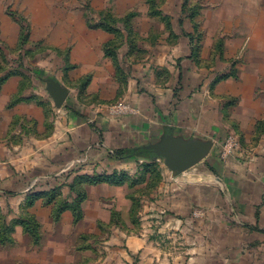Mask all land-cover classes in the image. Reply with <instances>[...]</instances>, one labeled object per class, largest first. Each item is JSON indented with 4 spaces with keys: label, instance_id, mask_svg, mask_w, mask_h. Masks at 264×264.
<instances>
[{
    "label": "rangeland",
    "instance_id": "1",
    "mask_svg": "<svg viewBox=\"0 0 264 264\" xmlns=\"http://www.w3.org/2000/svg\"><path fill=\"white\" fill-rule=\"evenodd\" d=\"M87 1H0V13L13 12L12 20L0 16V264H197L192 252L203 245L224 247L226 264H264L257 208L264 201V0L101 2L120 28L112 40L123 61L119 98L129 83L124 59L132 58L137 91L146 92L149 106L140 110L122 98L107 112L156 126L172 123L168 111L185 108L214 149L184 173L162 158L109 160L101 146L110 139L103 109L96 95L81 93L85 78L71 77L72 50L48 43L49 27L33 32L30 16L18 13L36 7L71 25L72 12L95 9ZM62 73L72 88L65 106L75 114L52 111L44 79ZM14 79L17 91L9 94ZM117 105L129 111L113 112ZM134 109L139 113L131 115ZM198 110L207 113L203 120H196ZM73 116L80 123L71 135L64 125ZM217 160L239 185L219 182L216 167L208 170ZM212 207L235 218L231 234L214 233V244L205 235L210 224L200 222L215 214Z\"/></svg>",
    "mask_w": 264,
    "mask_h": 264
},
{
    "label": "crops",
    "instance_id": "2",
    "mask_svg": "<svg viewBox=\"0 0 264 264\" xmlns=\"http://www.w3.org/2000/svg\"><path fill=\"white\" fill-rule=\"evenodd\" d=\"M0 1H3V0H0ZM102 1L104 0L87 1L89 2L91 6L95 8L94 10L89 9L88 12L76 10L72 12L71 14L72 20L70 19L71 25L65 24V19L61 20L59 18H56L54 20H51L49 19V15L47 14L40 15L39 9L36 7L34 9L24 10L25 13L23 9H21L18 11V13L20 12V13H23L24 15L27 14L28 16H30L31 28L33 32L41 31L43 27H49V32L51 34L48 37H46L48 43H51V45L56 46L58 48H70L72 50L71 61L74 64L73 66L74 70L71 72L73 73L71 77L77 78V79L85 78L81 93L83 95H87V93H92L96 95L100 103L99 108L103 109L101 111H103L104 115L102 114L99 117L103 120L102 123L104 126L105 135H107L110 138V139H105V141L101 143V146H103V148H105L106 150L104 152L105 155H108L109 160L115 159V161L116 160L119 161L120 159L115 156L116 150L127 149V148L128 149L129 148L131 149L141 148L145 145L158 142L164 135L169 134V133L170 134L172 133L175 136L183 137L184 139L203 140L202 139L203 134L201 132L204 130V127L202 126V123L198 125L195 124L194 121L191 120L190 114L183 107L177 110L176 112L168 111L167 116L173 120L172 123L166 124V122L163 120L161 123L157 124L156 126H153L152 123H147L144 121H142V123H139V122L124 123V122H121L120 119L116 118L115 116L109 115L111 113L107 112L106 106L109 107L112 103H115L117 102L118 99H120L119 96L121 94V83L119 82V79H118L119 70H120L119 65H120V62L122 63L123 61L119 54H117L116 60L114 59V57L106 56L105 47L107 44L112 42L114 34L96 25L102 17L101 13L104 11L103 10L104 8L101 9L100 7ZM105 5H107V2L105 3ZM2 9H3V12L0 13V16L5 17L6 19L8 17V19L10 20L11 19L10 14L13 13L9 11L11 9L7 7L2 8ZM16 12L17 11L15 10L14 17H15ZM12 26H13L14 32H20V28H19L20 26L16 21L12 22ZM64 32L70 33L72 35H68V37H65L63 35ZM55 34H58V35L55 36ZM124 60L129 62L130 64L129 71L126 74V76L128 77L129 83L127 84L128 87L125 92V96L121 97V99L123 98L125 99L124 101L126 100L129 101L131 104H133L134 108L143 110L145 101L147 99V94H145L146 92L137 91L138 78L136 75V71L134 70L133 72V69H132L133 66L136 65V62H134L132 58H126ZM178 69H181L179 64H178ZM149 72L150 73L153 72L151 68ZM63 75L64 74L62 73V78L58 76L50 77V78H54L55 80L65 85L69 89V96H70L72 88L69 86L68 83L64 82ZM42 76L43 75L39 74V78H43ZM45 80L46 79H44V81ZM13 81H17V80L14 79ZM12 85H14V88L8 90L9 94H13L17 91L18 81L13 83ZM7 89L8 88H5V91ZM69 96L61 108H57L55 104H52L54 105L52 108L53 109L52 111H58V109H62L63 114H66V112L74 113L71 107H69L68 105L65 106V103L69 99ZM173 96H175V94H173ZM145 108H149V106L145 104ZM131 111L133 113L131 115H134V114L136 115L137 113H139V111L135 109ZM206 115H207L206 112L198 110L196 111V115H195L196 120H203L204 116ZM79 117L77 118L73 116L72 117L73 120H71L70 123L67 122V125L66 124L64 125V128L66 129V131L67 132L70 131V134L75 129V127L79 126L80 122L76 123L75 125L73 124V121H77V120L79 121L80 119ZM181 119H184L185 121L183 122V120ZM82 123H85V121ZM154 138H157V141H154ZM139 142H142V143L145 142V144L142 146H139L137 145ZM80 144L84 146L83 148H86V146L88 145V142L82 141L80 142ZM131 144H134V146H132ZM213 149H214V142H213ZM213 149L211 153L213 152ZM224 163L226 164V162H221L217 160L215 166H214V163L213 165L209 164L208 170L212 169L213 167H216L215 169L217 170V172L214 168L213 169L216 172L215 173L216 179L219 182L223 180V182H225L226 184H231V185H236V186L239 185L241 181H238V180L240 179L236 177L232 178L231 170H228L227 167L224 166ZM190 171L192 170H188L186 172H190ZM218 177L220 178V180ZM232 179L234 180V182H232ZM261 192H263V190H261ZM259 195H260V192H259ZM212 208H213L212 210L215 211V214L211 215L209 220L207 221L201 220L200 222L201 224H204V223L210 224L211 231L205 230L206 231L205 235L209 234L210 240L213 239L212 241L214 244L215 242L214 233L219 232V236L221 238H224L229 233L231 234L232 229H233L231 227V222H233L235 218L234 217L230 218L232 212H227L226 214H223L221 207H212ZM257 208L260 212V216H259L260 222L264 223V201L260 200L257 203ZM238 213L240 214V212ZM240 217H242L241 214L239 218ZM239 218L238 220H240ZM259 232L262 233L264 232V230L260 229ZM138 241L143 243L141 245L146 244L147 247L152 246L151 244L149 245V243L146 240L145 241L138 240ZM204 246L205 245L199 247L198 249H194L192 252V253H196L195 256L196 255L199 256V257H196L197 264H200L201 262L200 260H203V257H209V256L219 257V259L216 261L215 264H226V260L223 259L224 258L223 256L226 255L225 254L226 249L224 247L220 248V247H214L210 245V249L208 250ZM146 251L147 253H150V251L148 250ZM151 253L154 254L155 252H151ZM167 261L168 263L173 264L171 259H167Z\"/></svg>",
    "mask_w": 264,
    "mask_h": 264
},
{
    "label": "water",
    "instance_id": "3",
    "mask_svg": "<svg viewBox=\"0 0 264 264\" xmlns=\"http://www.w3.org/2000/svg\"><path fill=\"white\" fill-rule=\"evenodd\" d=\"M46 90L55 106L61 108L69 96V89L55 80H45ZM153 151L165 161L166 166L174 173H184L205 160L213 149L210 140L184 139L174 134L164 135L158 142L142 147Z\"/></svg>",
    "mask_w": 264,
    "mask_h": 264
},
{
    "label": "trees",
    "instance_id": "4",
    "mask_svg": "<svg viewBox=\"0 0 264 264\" xmlns=\"http://www.w3.org/2000/svg\"><path fill=\"white\" fill-rule=\"evenodd\" d=\"M111 14H112L111 12L102 13V17L96 25L98 27H101V28L105 29L106 31L111 32L115 35V34H118L120 32V28H118L115 25L116 24V20L114 19L115 17L113 16V14L112 15ZM129 17H130V15L128 16V18ZM105 53H106V56L114 57V59L116 60L117 48H116L115 42H111V43L106 45ZM72 68H73V66H72ZM115 156L121 160L122 159H128L130 157H135V156L136 157L144 156L150 160H152L154 158H160L153 151L143 149L142 147L141 148H132V149L131 148L119 149V150H116Z\"/></svg>",
    "mask_w": 264,
    "mask_h": 264
},
{
    "label": "built area",
    "instance_id": "5",
    "mask_svg": "<svg viewBox=\"0 0 264 264\" xmlns=\"http://www.w3.org/2000/svg\"><path fill=\"white\" fill-rule=\"evenodd\" d=\"M112 110H113V112H116V111L120 112L123 110L129 111V108L127 106L117 105V106L112 107Z\"/></svg>",
    "mask_w": 264,
    "mask_h": 264
}]
</instances>
